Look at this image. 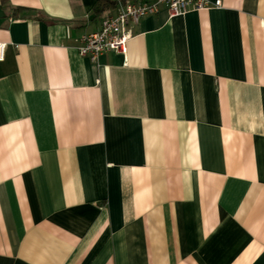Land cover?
<instances>
[{
    "label": "crops",
    "instance_id": "0c3cea01",
    "mask_svg": "<svg viewBox=\"0 0 264 264\" xmlns=\"http://www.w3.org/2000/svg\"><path fill=\"white\" fill-rule=\"evenodd\" d=\"M117 3L0 0V264H264V0Z\"/></svg>",
    "mask_w": 264,
    "mask_h": 264
},
{
    "label": "built area",
    "instance_id": "2783aa9c",
    "mask_svg": "<svg viewBox=\"0 0 264 264\" xmlns=\"http://www.w3.org/2000/svg\"><path fill=\"white\" fill-rule=\"evenodd\" d=\"M221 0H151V1H118L116 11L105 16L99 29L82 35L77 46L81 56L97 62L98 57L105 52L115 51L126 54L127 43L132 38L131 25L141 18L155 14L161 7H165L169 17H175L189 10H202L220 7ZM5 43H0V61L5 56Z\"/></svg>",
    "mask_w": 264,
    "mask_h": 264
},
{
    "label": "trees",
    "instance_id": "16d2710c",
    "mask_svg": "<svg viewBox=\"0 0 264 264\" xmlns=\"http://www.w3.org/2000/svg\"><path fill=\"white\" fill-rule=\"evenodd\" d=\"M117 1H121V2L125 3V2H128V1H130V0H117ZM117 1H115V0L112 1V0H111V2L114 3V4H115Z\"/></svg>",
    "mask_w": 264,
    "mask_h": 264
}]
</instances>
